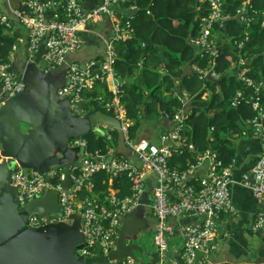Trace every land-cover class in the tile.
Here are the masks:
<instances>
[{
	"label": "built area",
	"instance_id": "obj_1",
	"mask_svg": "<svg viewBox=\"0 0 264 264\" xmlns=\"http://www.w3.org/2000/svg\"><path fill=\"white\" fill-rule=\"evenodd\" d=\"M84 0H23L18 10H11L10 14L0 15V26L11 28V20L18 22L28 29L25 43L26 53L31 58L40 45L44 44L45 57L49 68H66V85L57 91L62 98H69L72 104L86 102L84 93L92 90L96 85H105L113 81V97L106 100L98 96L96 102L107 113H111L120 124V132L124 145L134 154L136 162H132L121 154L113 151L94 153L84 152L82 165L70 168L69 177L71 188L63 187L66 175L56 170H48L39 174L36 171L24 173L17 167L9 174L11 186L16 188L19 208L26 203L39 198L46 192H55L61 216L48 215L38 217L29 215L27 226L38 229L46 225H56L65 220H72L75 213L80 216L79 228L83 235V247L76 250L79 257L107 256L115 250L118 239L120 219L132 212L141 204L146 191L145 178L155 176V185L149 202V211L155 220L154 242L158 252L157 264H195V251H201L207 257L213 249L212 242L216 238L217 220L219 216H232L236 208L231 202L229 186L231 184L233 162L224 165L216 152L207 150L200 154L194 165L185 171L171 169L168 160L174 154H180L183 148L193 150V145H186L182 137L187 119V95L183 93L185 103L176 109L172 116L165 115L171 121L170 129L161 132L157 143L140 140L138 143L129 139L128 131L131 121L126 116V110L121 103L122 90L114 81L117 79L113 65L116 60L115 44L129 38L130 25L119 22V7L128 0H101V3L90 10L82 6ZM196 11L200 12L199 30L187 39L196 56L207 60L204 67L192 65L190 69L196 77L205 82H218L222 74L214 66L227 48L235 55V62L231 66V73L247 90L240 91L233 97L231 106L236 108L245 98L251 102L255 116L247 123L250 127L248 136L260 142L261 153L251 169L253 182L248 186L253 199L260 208L254 222L255 229L264 230V81H256L250 77L252 68L249 59L245 57L253 33V26L259 18L264 28V12L259 13L250 0H235L240 6L232 16L227 9L225 0H194ZM135 7H130L134 10ZM109 18L115 23L114 37L106 42V61L99 64L91 60L84 65L68 62L69 54L81 48L79 32L88 22H96L102 18ZM122 18V17H121ZM236 20L241 32L238 35L227 36L224 32L226 22ZM225 49V50H224ZM17 50L13 46L12 52ZM10 66L0 64V107L5 100L19 95L23 91V83L13 73H9ZM245 137L246 131L242 133ZM110 136H108V139ZM74 145L86 147L84 140H75ZM205 166L206 173L193 182L187 178L197 168ZM105 172L112 177L124 175L130 184V194L120 199L109 192L101 199L98 194L89 193L81 196L83 188L91 192L88 183L93 174ZM173 192L176 200H172ZM198 218L195 225H183L180 233L184 239L179 259L174 260L168 250V238L173 234V227L169 219L180 216ZM204 257V258H205ZM109 264H137L132 258H122L120 261H110Z\"/></svg>",
	"mask_w": 264,
	"mask_h": 264
},
{
	"label": "trees",
	"instance_id": "obj_2",
	"mask_svg": "<svg viewBox=\"0 0 264 264\" xmlns=\"http://www.w3.org/2000/svg\"><path fill=\"white\" fill-rule=\"evenodd\" d=\"M228 12L233 16L240 6L239 1L225 0ZM251 5L259 12H264V0H250ZM135 7L130 10V7ZM118 17L123 18L121 24L130 25L129 38L115 44L116 60L113 65L115 75L123 81L121 87V103L126 110V116L131 121L128 131L129 139L138 143L153 127L160 124L164 115L172 116L176 109L182 106L178 93L187 95L188 117L182 133L185 144L193 145V150L183 148L180 154H174L168 160L171 169L185 171L194 165L203 152L210 150L217 153L219 160L226 166L233 162L236 156V142L242 133L250 132L249 120L255 116L251 102L245 98L233 108L231 101L235 94L247 90L237 81L231 66L235 55L227 48L216 60L214 69L222 74L218 82L200 81L190 67H204L207 60L196 56L193 48L187 43L190 36L199 30L202 14L196 11L194 0H128L117 9ZM125 16V17H124ZM127 16V17H126ZM126 18V19H125ZM125 19V21H124ZM253 26L251 40L244 51L252 68L250 77L256 81H264V28L260 22ZM10 30L0 26V64L10 63L13 45L17 44L14 27L20 25L11 20ZM224 32L227 36L238 35L241 29L232 19L226 22ZM225 50V49H224ZM103 93L109 101L113 93L105 85H96L84 93L88 105H95L94 111L107 113L96 102L98 93ZM176 94L178 97H176ZM84 107V106H82ZM93 112V111H92ZM115 120V119H114ZM211 136L207 139L208 130ZM100 136L89 133L83 136L86 141V152H108L123 143V136L111 129L109 134ZM127 148V147H126ZM91 192L83 188L81 196L89 193L98 194L103 199L112 192L123 199L130 194V184L126 176L112 177L105 172H97L88 182Z\"/></svg>",
	"mask_w": 264,
	"mask_h": 264
},
{
	"label": "crops",
	"instance_id": "obj_3",
	"mask_svg": "<svg viewBox=\"0 0 264 264\" xmlns=\"http://www.w3.org/2000/svg\"><path fill=\"white\" fill-rule=\"evenodd\" d=\"M16 2L21 3L22 1L0 0L1 14H10ZM100 3L101 0H84L82 6L85 10H90ZM118 19L120 23L123 21V18ZM114 26L115 23L106 17L96 22H88L79 32L81 48L69 54L67 61L81 65L91 60L99 64L105 62L107 59L106 42L114 37ZM12 33L17 35L18 49L12 53L9 66L11 72L20 78L24 88L23 92L9 104L3 103L0 110L4 109L5 119L13 129L18 126L22 136L21 145H25V148L30 145L40 150L50 146L56 147V143L62 142L64 138L67 140V137L87 127L89 133L98 134L95 131L100 129L104 135H108L113 128L103 122L102 117L96 128L92 126L90 117L97 113L89 112L93 108L83 110L79 108L80 112L77 113L76 105L72 104L69 99L57 95V90L66 85V68L48 67L44 60L45 47L43 44L37 48L32 58L27 55L24 45L28 38V29L25 26L14 27ZM114 83L119 85L121 82L115 80ZM113 86H115L113 81L109 80L105 87L110 92H114ZM170 125L169 121L162 119L160 124L146 134L143 133L144 139L142 140L157 143L161 132L170 129ZM67 148L70 150L69 161L80 164L84 158V150L73 146L71 142L67 144ZM111 151L136 162L134 154L123 144L117 146L116 149L112 148ZM260 153V142L256 138L247 136L237 140L232 181L229 186L230 198L236 208V214L219 216L216 222L218 234L212 242L213 249L207 257L201 259L199 264H264V230L254 228L260 208L248 187L253 182L252 166ZM59 171L62 172V170ZM205 173V166H201L187 180L194 183ZM145 185L146 196L143 203L121 217L119 230L126 235L124 243L135 249L132 255L137 264H157L158 252L154 242L156 222L148 206L155 185L153 174L146 176ZM170 197L176 200L173 192L170 193ZM56 214H60V210ZM71 222H80L78 213L73 215ZM198 222V218H188L184 215L169 219L173 234L168 238V250L174 260L179 259L184 243L180 228L183 225H195Z\"/></svg>",
	"mask_w": 264,
	"mask_h": 264
},
{
	"label": "water",
	"instance_id": "obj_4",
	"mask_svg": "<svg viewBox=\"0 0 264 264\" xmlns=\"http://www.w3.org/2000/svg\"><path fill=\"white\" fill-rule=\"evenodd\" d=\"M19 4L20 2L16 5L12 4V9H19ZM8 71L12 73L10 69ZM19 95L5 100L4 104H9ZM76 108V112L79 113V107ZM5 114L4 109L0 110V173H5V180L0 182V264H109L110 261H120L126 257L135 261L132 255L135 249L124 243L126 235L120 230L116 248L107 256L79 257L75 251L81 249L84 242L79 222L70 225L66 223L46 225L38 229H30L27 226L29 215L63 217L61 213L56 214L60 210L58 196L55 192H46L39 198L27 202L24 208H19L16 188L10 186L8 181L10 172L17 167H20L24 173L30 170L39 174L50 169L62 170L66 174L63 187H70L72 183L69 178V167L81 166V164L69 161L70 150L67 144L74 138L87 135L89 128L79 130L67 137V140L64 138L62 142L56 143V147L50 146L40 150L27 145L25 148V145H21L22 136L18 126L13 129L5 119ZM101 117L102 121L118 131L121 137L119 123L102 112H97L90 117L92 126L96 128ZM95 132L101 136L104 135L100 129H96ZM211 133L209 129L208 140ZM81 149L84 150L82 147ZM145 193L141 204L146 196ZM164 238L168 242L166 234ZM204 256L203 252L195 251V263L199 264ZM179 264L183 263L179 261Z\"/></svg>",
	"mask_w": 264,
	"mask_h": 264
},
{
	"label": "clouds",
	"instance_id": "obj_5",
	"mask_svg": "<svg viewBox=\"0 0 264 264\" xmlns=\"http://www.w3.org/2000/svg\"><path fill=\"white\" fill-rule=\"evenodd\" d=\"M20 5V4H19ZM13 10H18V9H13ZM0 15H2L1 14V12H0ZM18 23V22H17ZM19 24V23H18ZM20 25V24H19ZM11 26H12V24H11ZM16 45V44H15ZM15 45H13V46H15ZM44 45V44H43ZM24 46H26V45H24ZM13 48V47H12ZM17 49H18V45H17ZM13 53V52H12ZM12 53H11V55H12ZM191 70V69H190ZM192 73H193V71H192ZM116 80H119L121 83L119 84L120 86L119 87H121L122 85H123V81L121 80V79H119L118 77H117V79ZM105 86H106V84H105ZM108 90V89H107ZM58 91V90H57ZM109 91V90H108ZM57 93V92H56ZM102 93V92H101ZM100 92L98 93L99 94V96H101V97H104V99H106L105 98V96H104V94H101ZM113 93V92H112ZM179 95V99L182 101V104L183 103H185L186 101H184L182 98H180L181 97V95L183 94V93H178ZM177 96V94H176V97H178ZM62 98V97H61ZM67 99H69V98H67ZM70 100V99H69ZM107 100V99H106ZM187 103H188V101H187ZM187 103H186V107H187ZM74 105H76V106H78L80 109H90V108H93L92 110H89V112L90 111H94V110H96L95 109V105H88L87 103H85V102H82V103H80V104H74ZM82 106H84V107H82ZM187 110H188V107H187ZM94 112H98V111H94ZM103 113V112H102ZM187 113H188V111H187ZM104 115H105V113H103ZM187 117H188V115H187ZM163 119H165V120H167V121H169V123L171 124V121L170 120H168V119H166L165 118V115L162 117ZM187 120V119H186ZM117 121V120H116ZM118 122V121H117ZM186 122V121H185ZM119 123V122H118ZM185 125H186V123H185ZM119 126H120V124H119ZM171 126V125H170ZM89 134V133H88ZM99 134V133H98ZM100 135V134H99ZM104 136V135H103ZM108 136L109 135H107V138H108ZM75 140H84L83 139V136L81 137V138H74V139H72L70 142L71 143H73V146H75L74 145V141ZM85 141V140H84ZM86 142V141H85ZM75 147H78V146H75ZM78 148H81V147H78ZM83 148V147H82ZM86 148V147H85ZM85 148H84V152H86V150H85ZM110 151H111V149H110ZM118 155H120V154H118ZM81 165H82V163H80ZM75 166V165H74ZM77 166V165H76ZM71 167H73V166H70L69 167V172H70V168ZM77 167H80V166H77ZM58 172H60L59 170H58ZM63 172V171H62ZM11 173V172H10ZM64 173V172H63ZM65 174V173H64ZM66 175V174H65ZM70 178V177H69ZM71 187H72V184H71ZM71 187H69V188H71ZM17 196V195H16ZM117 242V241H116ZM79 250V249H78ZM76 252V251H75ZM77 254V253H76ZM78 255V254H77ZM205 257V256H204ZM203 257V258H204ZM136 262V261H135ZM200 263V262H199ZM196 264V263H195Z\"/></svg>",
	"mask_w": 264,
	"mask_h": 264
},
{
	"label": "flooded vegetation",
	"instance_id": "obj_6",
	"mask_svg": "<svg viewBox=\"0 0 264 264\" xmlns=\"http://www.w3.org/2000/svg\"><path fill=\"white\" fill-rule=\"evenodd\" d=\"M4 177H5V173L4 172L0 173V182L5 180Z\"/></svg>",
	"mask_w": 264,
	"mask_h": 264
},
{
	"label": "rangeland",
	"instance_id": "obj_7",
	"mask_svg": "<svg viewBox=\"0 0 264 264\" xmlns=\"http://www.w3.org/2000/svg\"><path fill=\"white\" fill-rule=\"evenodd\" d=\"M63 223L70 225L72 222H71V220H65Z\"/></svg>",
	"mask_w": 264,
	"mask_h": 264
}]
</instances>
